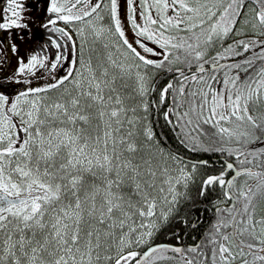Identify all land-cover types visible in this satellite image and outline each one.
I'll list each match as a JSON object with an SVG mask.
<instances>
[{"label":"snow or ice","instance_id":"6c2138e0","mask_svg":"<svg viewBox=\"0 0 264 264\" xmlns=\"http://www.w3.org/2000/svg\"><path fill=\"white\" fill-rule=\"evenodd\" d=\"M0 33V264H264V0H0Z\"/></svg>","mask_w":264,"mask_h":264},{"label":"trees","instance_id":"16d2710c","mask_svg":"<svg viewBox=\"0 0 264 264\" xmlns=\"http://www.w3.org/2000/svg\"><path fill=\"white\" fill-rule=\"evenodd\" d=\"M36 13V12H35ZM38 15V13H36ZM41 13H39L40 15ZM35 24V26L32 27V30L36 31L35 34H37L39 32V30H41V28L39 27V21H37ZM37 25V27H36ZM33 33V37L36 38L37 35H35ZM31 48V47H30ZM4 76H0V78H3ZM163 83V80L161 81ZM157 131L160 133H163L164 135H167L168 137V143L169 146H171L173 149H180L181 151H184L180 145L177 144L175 137L172 135V132L170 130L169 127H167L165 125V122L163 120V117L161 116L159 118V125L157 126ZM190 158H192L193 156H195L196 158H208L209 154L206 153H188L187 154ZM213 157L215 158L216 155L213 154L212 155V160L215 161L213 159ZM210 199H214V194L210 196ZM206 208H211V204L208 202H204V203H196V204H192L191 202H189L183 210V218L188 219L191 223H195L197 221V218H199L202 223H200L197 226V229H191L189 228H185V226L183 225V223L180 222H176L174 223L173 227H175V229L177 231H179L181 234L187 233L188 236L190 237L191 235L196 234L199 230H202L204 228H206L208 226V224L210 223V221L212 220V214L211 212H207L205 211ZM170 236V234H169ZM169 236H165L163 237L160 241L158 242H168L169 241ZM187 239H189L188 237H186ZM171 242H175L174 239ZM187 243L192 242L191 239L186 241Z\"/></svg>","mask_w":264,"mask_h":264},{"label":"rangeland","instance_id":"374dc122","mask_svg":"<svg viewBox=\"0 0 264 264\" xmlns=\"http://www.w3.org/2000/svg\"><path fill=\"white\" fill-rule=\"evenodd\" d=\"M34 15H37L36 13H34ZM35 26V25H34ZM33 26H31L32 29ZM37 27V25H36ZM33 30H31L30 32H28V35H26L23 39L20 38H16V43L19 46L20 52L21 54L27 55L29 54L28 50L30 49V43L31 41H33L35 38L32 36L33 33L35 34L36 31L32 32ZM3 33H0V36H2ZM7 55V60H8V64L5 66L4 71L0 72V76H4L7 77L9 76L15 69L16 66V56L13 55L10 51H8L6 53Z\"/></svg>","mask_w":264,"mask_h":264},{"label":"flooded vegetation","instance_id":"af4514ba","mask_svg":"<svg viewBox=\"0 0 264 264\" xmlns=\"http://www.w3.org/2000/svg\"><path fill=\"white\" fill-rule=\"evenodd\" d=\"M32 2H34V0H26V3H32ZM35 12L38 13V15L40 13V11L38 9ZM39 22L41 23V21H39ZM40 23H39V25H40ZM36 24H38V23H36ZM32 32H34V30ZM38 33H41L42 34L43 33V29L39 30ZM46 39H47V36L46 35L37 36L33 41H31V43H30L31 44L30 45L31 48L28 50V52L31 53V51L33 49L38 48V47H42V43ZM215 155H216V157L215 158L213 157L214 160L221 159V157L219 156V154H215ZM187 240H189V239L186 238V241ZM189 243H191V242H189Z\"/></svg>","mask_w":264,"mask_h":264}]
</instances>
